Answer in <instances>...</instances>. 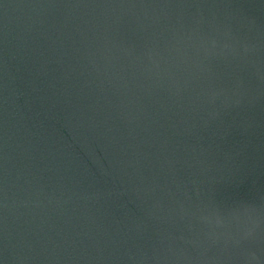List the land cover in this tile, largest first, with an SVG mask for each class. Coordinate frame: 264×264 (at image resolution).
Masks as SVG:
<instances>
[{
    "label": "water",
    "instance_id": "obj_1",
    "mask_svg": "<svg viewBox=\"0 0 264 264\" xmlns=\"http://www.w3.org/2000/svg\"><path fill=\"white\" fill-rule=\"evenodd\" d=\"M0 264H264V0H0Z\"/></svg>",
    "mask_w": 264,
    "mask_h": 264
}]
</instances>
